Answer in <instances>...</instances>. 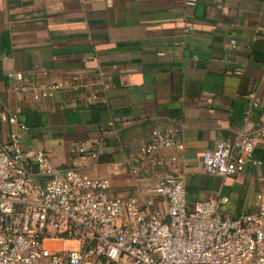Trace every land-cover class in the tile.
<instances>
[{
	"label": "crops",
	"instance_id": "1",
	"mask_svg": "<svg viewBox=\"0 0 264 264\" xmlns=\"http://www.w3.org/2000/svg\"><path fill=\"white\" fill-rule=\"evenodd\" d=\"M12 71L28 78L81 72L87 84L34 101L13 90ZM17 108L29 128L23 147L44 149L56 167L95 174L118 162L137 169L111 178L110 196L143 199L175 161L189 203L222 197L221 212H251L264 187V142L233 176L205 172L201 158L238 132L260 130L264 138V0H0V114ZM10 127L0 118V143ZM167 129L180 147L136 160L143 143ZM94 141L106 149L92 166L72 150Z\"/></svg>",
	"mask_w": 264,
	"mask_h": 264
},
{
	"label": "built area",
	"instance_id": "2",
	"mask_svg": "<svg viewBox=\"0 0 264 264\" xmlns=\"http://www.w3.org/2000/svg\"><path fill=\"white\" fill-rule=\"evenodd\" d=\"M184 2L194 5L197 0ZM229 48H237L235 40ZM242 72L241 66L234 69L237 75ZM7 76L16 93L34 101L79 93L87 84L81 72L56 77L41 71L28 78L12 71ZM248 97L254 104L259 100L254 93ZM18 113L17 108L0 114L11 124L7 141L0 143V264H264V187L254 196L253 211L231 215L219 210L222 197L189 203L172 161L170 172L146 188L143 199L113 197L108 193L111 178L137 174V169L118 162L104 163L102 173L95 174L56 167L44 149L23 147L21 135L29 128ZM260 142V130L217 140L202 153L203 169L236 175L254 161ZM170 147H180L174 133L157 131L136 160ZM105 149L103 141H94L72 152L95 166ZM55 241H76L78 246L55 251Z\"/></svg>",
	"mask_w": 264,
	"mask_h": 264
},
{
	"label": "rangeland",
	"instance_id": "3",
	"mask_svg": "<svg viewBox=\"0 0 264 264\" xmlns=\"http://www.w3.org/2000/svg\"><path fill=\"white\" fill-rule=\"evenodd\" d=\"M41 264H46V263H41Z\"/></svg>",
	"mask_w": 264,
	"mask_h": 264
}]
</instances>
